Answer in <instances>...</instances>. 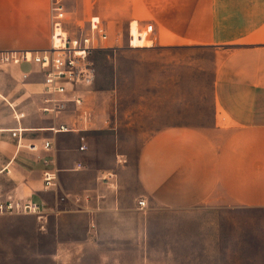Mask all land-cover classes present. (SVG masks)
I'll use <instances>...</instances> for the list:
<instances>
[{
	"label": "rangeland",
	"instance_id": "374dc122",
	"mask_svg": "<svg viewBox=\"0 0 264 264\" xmlns=\"http://www.w3.org/2000/svg\"><path fill=\"white\" fill-rule=\"evenodd\" d=\"M209 2L66 0L70 30L80 25L86 30L96 18L110 34L108 47L92 54L96 75L84 86L87 106L103 122L86 133L89 148L77 158V168L85 166L87 172H61L59 194L31 192L25 186L29 178L40 177L31 170L28 150L0 174V201L12 206L0 211V264H264V208L225 211L149 204L146 210L129 215L138 226L119 231L118 221L109 220L113 215L100 208L92 212V205L81 197L84 189L98 188L96 192L110 200L119 199L117 210L128 213L142 197L135 176L150 137L174 125L208 123L214 52L199 47L198 23L199 10L202 22L207 20ZM78 3L81 9H76ZM132 21L154 42L144 37L143 47L130 48ZM40 78L44 80L39 74ZM4 83L9 91L23 82L6 77ZM23 98L19 107H26L27 126H48L54 121L38 111L40 96ZM74 112L71 105L67 113ZM15 126L10 105L0 99V127ZM77 146V136L64 143L66 148ZM16 147L9 131L0 132V169L15 155ZM119 158L126 162L118 163ZM60 167L74 166L65 156ZM122 169L132 171L130 183L123 187L119 179L116 190H108L100 172ZM60 195L67 200L59 202ZM41 197L53 208L40 213L25 209ZM102 222L107 223L105 228Z\"/></svg>",
	"mask_w": 264,
	"mask_h": 264
},
{
	"label": "crops",
	"instance_id": "0c3cea01",
	"mask_svg": "<svg viewBox=\"0 0 264 264\" xmlns=\"http://www.w3.org/2000/svg\"><path fill=\"white\" fill-rule=\"evenodd\" d=\"M209 1L208 18L203 23L199 10L198 23L199 47L214 52L211 60L213 79L208 123L170 126L158 131L146 142L138 159L135 176L142 193L138 201L142 198L147 200L146 208L140 209L137 201L128 213L118 211L119 199L110 200L96 192L98 188L82 191L84 195L81 197L92 205V212L106 210L107 215H113L110 221H118L119 231L138 226L137 221L129 218V215L146 210L149 204L151 208L152 205L168 209L213 207L225 211L264 208V0ZM52 6L53 0H0V51L41 52L49 49ZM77 8H82L81 3H78ZM139 27L137 21H132L131 30L134 34ZM22 70L31 73V78L19 83L16 90L9 91L4 79L8 77L21 81L20 68L0 70V99L27 112L26 107H19L23 97L36 95L42 99L40 93L44 85L43 80L38 79L37 67L26 66ZM18 93H21L20 97ZM36 105L39 111L41 103ZM94 115L96 117V110ZM44 116L53 117L54 121L48 126H27L25 120L28 116L22 120V126L26 128L23 143L38 145L39 150L16 147L15 155L0 169V174L11 167L23 150H28L33 158L30 162L31 170L40 177L29 178L25 186L31 192L48 194L54 192L43 188L44 165L40 156L54 161L59 172L60 190L61 172L80 173L87 172V169L85 166L77 168V158L83 153L78 150L79 134H53L46 131L54 123H71L73 113ZM102 122L96 121L90 131L98 129L95 125ZM16 127L17 123L12 128L0 127V132L11 133ZM75 135L78 146L64 147L66 141L76 138ZM49 138L53 140L54 146L47 153L41 146ZM87 140L89 145L88 135ZM65 156L73 162L72 169L60 167ZM34 158L41 162L37 163ZM107 172L111 171L100 172L99 176ZM128 172L132 171L122 169L115 172L117 186L119 179L123 187L130 183ZM87 194L91 195L89 201L85 199ZM41 200L35 203L44 210L53 208L49 200L42 197ZM106 224L102 222V228Z\"/></svg>",
	"mask_w": 264,
	"mask_h": 264
},
{
	"label": "built area",
	"instance_id": "2783aa9c",
	"mask_svg": "<svg viewBox=\"0 0 264 264\" xmlns=\"http://www.w3.org/2000/svg\"><path fill=\"white\" fill-rule=\"evenodd\" d=\"M65 2L66 0H53L51 47L41 52L31 50L0 51V70L20 68V80L26 82L31 78V73L22 70V67H37L38 74L44 77L39 112L56 116L59 113L68 112L71 105L75 107L71 123H54L46 128V131L53 134H79L80 146L78 150L83 152L89 148L86 133L92 130L97 121L94 109L86 105L84 86L90 83L96 75V69L91 61L92 54L99 49L108 47L106 44L110 41V34L105 25L96 18L89 21L86 30L82 28V25L76 31L70 30L67 22L69 11ZM140 30L139 37L141 39L143 36L148 37L146 31L141 28ZM133 40L134 36L128 28V46L130 48H132ZM152 41L154 42V40ZM117 47L116 45L111 48ZM9 105L17 123V127L11 130V135L17 141L18 149L26 147L38 151V145L23 143V133L26 132V128L22 126V120L28 116L27 112L21 111L15 104L9 103ZM53 146L54 142L49 138L43 142L41 148L50 153ZM40 159L44 165L42 174L44 190L59 194V172L54 161L44 156H40ZM124 162L126 159L119 158L118 163ZM99 178L108 188H116L117 174L115 172H107ZM67 198L66 195H60L59 202L63 203ZM90 198L89 194L85 196L87 201ZM138 206L140 209L146 208L147 200L140 199ZM11 207V205L8 206L0 201L1 212ZM25 209H29L31 213H40L43 208L38 203L30 202L25 205Z\"/></svg>",
	"mask_w": 264,
	"mask_h": 264
},
{
	"label": "bare ground",
	"instance_id": "6f19581e",
	"mask_svg": "<svg viewBox=\"0 0 264 264\" xmlns=\"http://www.w3.org/2000/svg\"><path fill=\"white\" fill-rule=\"evenodd\" d=\"M130 31L132 32L131 27H130ZM132 34L134 36V40H133V44H132L131 47H133V48L143 47V45H144V36H143V39H141L139 37L140 30H138L136 34H134L133 32H132Z\"/></svg>",
	"mask_w": 264,
	"mask_h": 264
}]
</instances>
